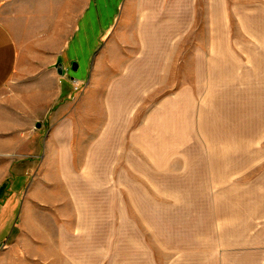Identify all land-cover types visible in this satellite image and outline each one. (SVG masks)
I'll list each match as a JSON object with an SVG mask.
<instances>
[{
  "label": "rangeland",
  "instance_id": "1",
  "mask_svg": "<svg viewBox=\"0 0 264 264\" xmlns=\"http://www.w3.org/2000/svg\"><path fill=\"white\" fill-rule=\"evenodd\" d=\"M205 6L199 0V23ZM246 6L231 2L229 26L222 28L229 41L217 68L213 28L195 24L184 42L171 43L164 36L169 28L157 27L161 35L151 39L146 24L152 15L169 16V0H126L91 71L69 96L40 105L51 93L35 89L30 77L28 130L14 139L12 153L0 154V168L13 164L14 175L26 176L13 186L16 230L0 242V258L24 250V258L55 264L58 245L75 242L89 249L77 245L67 254L97 264H228L246 194L264 173V155L249 169L240 155L243 137L214 129L264 112V90L259 104L247 100L237 108L232 86L239 62L254 66L250 80L263 86L257 83L264 74L256 73L264 66V43L257 40L263 30L244 25L247 13L254 24L263 16ZM253 145L264 147V138ZM16 243L19 250H11Z\"/></svg>",
  "mask_w": 264,
  "mask_h": 264
},
{
  "label": "crops",
  "instance_id": "2",
  "mask_svg": "<svg viewBox=\"0 0 264 264\" xmlns=\"http://www.w3.org/2000/svg\"><path fill=\"white\" fill-rule=\"evenodd\" d=\"M205 1V21L199 23L196 12L199 10V0H169V16L163 17L159 14L154 18L152 15L146 24L150 28L147 34L153 39L161 35L154 28L166 27L169 29L164 32L165 40L174 43L184 42L195 24L213 28V33L210 34L213 38L209 37V43L213 41L218 49L213 55V67L217 68L215 65L221 60L222 43L229 41L223 38L222 28L229 26V11L233 0ZM244 1L248 12H253L254 9L262 12V19L257 18L258 14L255 15L258 21L255 24L250 22L253 16L247 13L244 25L260 26L263 34L258 35L257 40L264 43V0ZM125 2L126 0H0V154L12 153L14 139H23V131L28 130V114H25V121L23 115L24 109L30 106L27 95L30 77H35V89L51 93L46 98L41 96L40 105L46 106L69 96L74 86L80 85L84 75L91 71L103 37L115 25ZM252 3L261 5L252 6L250 9L249 4ZM227 51L232 52L228 48ZM229 57L233 64H238L236 57ZM262 57L264 58V53ZM237 67L239 75L232 84L237 86V108L243 106V101L246 105L247 100L259 104L263 98L261 91L264 90V80L257 83L263 86L253 85L250 76L252 78L254 75V66L245 65L244 69V65L239 62ZM262 69L264 66L261 65L256 73L264 74ZM47 76L55 79L53 86L47 83ZM262 104L264 103L261 102ZM15 112L17 120L14 119ZM228 123L229 126H226L221 121L220 126L215 125L214 129L222 131L221 126L225 130L228 127L230 135L235 133L233 137H243L242 140H245L247 146L243 147L240 155L246 156L249 169H253L255 164L263 161L259 156L264 155V147L256 148L253 144L254 139L256 141L264 138V112L262 115H255L254 110V114L245 115V121L239 116L236 123L235 120L227 121L226 124ZM237 131L245 134L238 135ZM240 161L243 162V157ZM22 172L18 171L14 175L13 164L0 168V242L10 240L16 230L14 221L17 201L13 197V186L17 183V186L23 185L26 176ZM252 183L256 189H249L246 194L244 222L240 219V225L237 226V242L231 244L233 249L229 253L228 264H264V173L261 178H254ZM77 245L80 251L89 249L87 244L72 242L68 246L65 244L64 249L59 244L60 258L55 259V264H62V249L66 252V264H97L88 255L67 254V251ZM18 247L16 243L10 249L19 250ZM23 251L18 258H0V264L41 263L37 258H24Z\"/></svg>",
  "mask_w": 264,
  "mask_h": 264
},
{
  "label": "water",
  "instance_id": "3",
  "mask_svg": "<svg viewBox=\"0 0 264 264\" xmlns=\"http://www.w3.org/2000/svg\"><path fill=\"white\" fill-rule=\"evenodd\" d=\"M40 125H41V124L38 122V126H39V127H40Z\"/></svg>",
  "mask_w": 264,
  "mask_h": 264
},
{
  "label": "built area",
  "instance_id": "4",
  "mask_svg": "<svg viewBox=\"0 0 264 264\" xmlns=\"http://www.w3.org/2000/svg\"><path fill=\"white\" fill-rule=\"evenodd\" d=\"M76 87H78V86H76Z\"/></svg>",
  "mask_w": 264,
  "mask_h": 264
}]
</instances>
